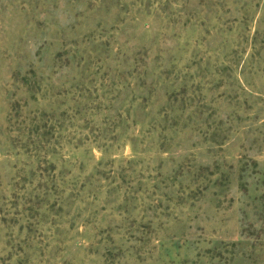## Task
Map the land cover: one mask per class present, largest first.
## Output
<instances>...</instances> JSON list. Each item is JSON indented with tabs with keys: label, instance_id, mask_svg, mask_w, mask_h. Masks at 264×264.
I'll return each mask as SVG.
<instances>
[{
	"label": "rangeland",
	"instance_id": "rangeland-1",
	"mask_svg": "<svg viewBox=\"0 0 264 264\" xmlns=\"http://www.w3.org/2000/svg\"><path fill=\"white\" fill-rule=\"evenodd\" d=\"M0 264H264V0H0Z\"/></svg>",
	"mask_w": 264,
	"mask_h": 264
}]
</instances>
